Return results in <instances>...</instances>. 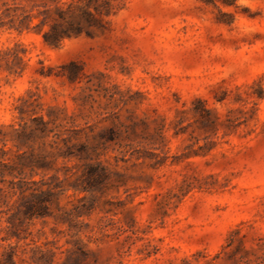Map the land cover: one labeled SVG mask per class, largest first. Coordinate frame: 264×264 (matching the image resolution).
<instances>
[{"label": "rangeland", "instance_id": "rangeland-1", "mask_svg": "<svg viewBox=\"0 0 264 264\" xmlns=\"http://www.w3.org/2000/svg\"><path fill=\"white\" fill-rule=\"evenodd\" d=\"M4 3L33 5L0 0L3 11ZM108 21L57 48L37 30L0 28L6 159H54L65 147L58 133L88 145L108 173L97 191L70 188L61 210L33 220L15 215L12 178L0 182V245L18 246L19 264H262L264 0H127ZM17 45L26 54L11 71ZM197 99L239 127L225 139L221 130L206 157L186 158L204 145L199 125L179 136L174 127L182 112L192 122ZM39 117L56 131L29 141ZM54 167L61 172L33 179L84 170L76 159Z\"/></svg>", "mask_w": 264, "mask_h": 264}, {"label": "trees", "instance_id": "trees-1", "mask_svg": "<svg viewBox=\"0 0 264 264\" xmlns=\"http://www.w3.org/2000/svg\"><path fill=\"white\" fill-rule=\"evenodd\" d=\"M126 1L30 0L33 4L30 11L20 7H8V4L4 3V6L8 8L3 11L0 7V28L8 27L21 33L25 30H37L42 34L47 45L57 48L66 39L82 35L91 36L99 31L106 30L109 23L108 19L113 15H117L124 8ZM35 20H39V23L32 26ZM45 27H48L47 31H43ZM9 53H12L13 59L8 61V67L13 71L17 64L23 62L24 58L22 55L26 54V50L23 45H17L15 48L10 49ZM186 114V112L180 114V119L174 127L175 135L187 134L190 128L194 125H199L197 129L200 131V138L196 139L204 141V145L200 146L198 150L193 149L194 147L191 146L190 153L185 155L186 158L206 157L216 148L221 130H224L223 138L225 139L239 127L231 120H222L218 114L207 108L206 102L202 99L195 101V107L192 109V122L187 125H185ZM33 121L38 124V127L34 128L30 136H28L27 140L29 141L35 136L47 138L56 131V129L50 128V125L54 122L46 121L44 117L36 118ZM54 134L59 139L62 138L65 144L64 148H57L59 151L57 155L53 154L54 159L50 157L51 154L36 156L34 154L31 156L21 154L18 162H15L12 159H6L7 151L0 150V182L6 183L8 177L12 178L9 182L11 191L8 192L7 197L10 195L16 197L13 204L16 216L23 215L30 220L53 216L55 206L61 210L60 197L69 191L70 188L82 190L83 192H95L108 178L106 168L101 167L100 164H93L94 157L90 153L88 145L84 143L72 144L74 137H64V135L62 136L58 133ZM139 153L141 155L138 159L146 160L148 158L144 152L139 151ZM60 158L80 161L84 169L82 174L73 173L70 176L72 170L67 169L64 180H61L58 175L50 177V181L45 179L36 181L33 179L36 170H41L45 175L53 170L60 173L61 169H55L54 167ZM25 168L31 170V179L25 176ZM72 177H76L74 182L70 181ZM81 216L79 215V217ZM3 241L5 242L7 239H3ZM0 249H3V253L0 254V264H19L17 261L18 246L9 245L3 247L0 245ZM246 253L248 254L249 252L247 251ZM46 255H51V252L44 253L43 258ZM52 256L54 257V255ZM261 260L262 264H264V258H261Z\"/></svg>", "mask_w": 264, "mask_h": 264}]
</instances>
